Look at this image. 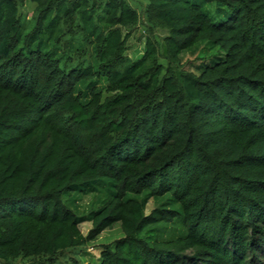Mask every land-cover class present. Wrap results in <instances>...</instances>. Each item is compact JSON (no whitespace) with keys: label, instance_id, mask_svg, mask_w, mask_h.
Segmentation results:
<instances>
[{"label":"trees","instance_id":"1","mask_svg":"<svg viewBox=\"0 0 264 264\" xmlns=\"http://www.w3.org/2000/svg\"><path fill=\"white\" fill-rule=\"evenodd\" d=\"M116 224L99 264H264V0H0V264Z\"/></svg>","mask_w":264,"mask_h":264},{"label":"rangeland","instance_id":"2","mask_svg":"<svg viewBox=\"0 0 264 264\" xmlns=\"http://www.w3.org/2000/svg\"><path fill=\"white\" fill-rule=\"evenodd\" d=\"M128 3L141 14L142 9L145 6V0H127ZM34 5L31 3L25 4L24 7L20 9V13L23 17L30 19ZM142 26H139L134 33V40L131 43V50H129L125 56L133 57V51H140V43L135 41L136 38L140 37L143 33ZM138 52V51H136ZM210 52L208 50L199 47L191 53H187L182 57L184 62V68L187 70H193L192 68L196 65L201 58L208 57ZM97 194L90 193L80 197H76L75 207L78 214H84L92 210L97 201ZM153 208V203L148 202L145 213H149ZM91 229V224L88 222L81 223L79 225V230L83 236H85L88 231ZM122 238L120 226L118 224L114 225L111 229L103 231L93 242L86 244L82 249L75 251H67L61 255L55 257L53 264H99L100 260V249L103 246L112 244L114 241ZM16 264H30L29 262L21 263L18 261Z\"/></svg>","mask_w":264,"mask_h":264}]
</instances>
